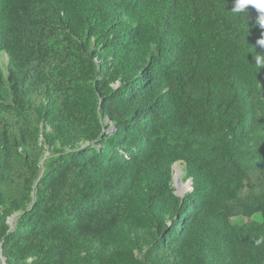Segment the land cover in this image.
<instances>
[{
    "label": "trees",
    "instance_id": "trees-1",
    "mask_svg": "<svg viewBox=\"0 0 264 264\" xmlns=\"http://www.w3.org/2000/svg\"><path fill=\"white\" fill-rule=\"evenodd\" d=\"M234 5L0 0V264H264V28Z\"/></svg>",
    "mask_w": 264,
    "mask_h": 264
},
{
    "label": "clouds",
    "instance_id": "clouds-1",
    "mask_svg": "<svg viewBox=\"0 0 264 264\" xmlns=\"http://www.w3.org/2000/svg\"><path fill=\"white\" fill-rule=\"evenodd\" d=\"M249 5L254 6L255 9L259 11L260 15L256 23L261 28H264V0H235V5L231 9V11L234 14L242 13L248 10ZM256 43L262 49H264V36L258 39ZM253 58L254 63L252 64L254 65L255 69L259 72L262 68H264V52H255ZM255 245L257 247L264 245V235H261L258 239L255 240Z\"/></svg>",
    "mask_w": 264,
    "mask_h": 264
},
{
    "label": "rangeland",
    "instance_id": "rangeland-1",
    "mask_svg": "<svg viewBox=\"0 0 264 264\" xmlns=\"http://www.w3.org/2000/svg\"><path fill=\"white\" fill-rule=\"evenodd\" d=\"M2 55H0V59ZM3 60H6V56H3ZM184 176V163L182 161L177 162L174 165V186L176 188V192L179 195H184L187 191L191 190L190 179L188 181H183ZM188 185V186H187ZM235 220L240 222H245L247 219L245 217H235ZM1 263V262H0Z\"/></svg>",
    "mask_w": 264,
    "mask_h": 264
},
{
    "label": "water",
    "instance_id": "water-1",
    "mask_svg": "<svg viewBox=\"0 0 264 264\" xmlns=\"http://www.w3.org/2000/svg\"><path fill=\"white\" fill-rule=\"evenodd\" d=\"M174 180H175V178H174ZM192 183H193V182H192V181H190L191 190H192V188H193V187H192ZM181 195H182V194H181ZM2 264H7V263L4 261Z\"/></svg>",
    "mask_w": 264,
    "mask_h": 264
},
{
    "label": "bare ground",
    "instance_id": "bare-ground-1",
    "mask_svg": "<svg viewBox=\"0 0 264 264\" xmlns=\"http://www.w3.org/2000/svg\"><path fill=\"white\" fill-rule=\"evenodd\" d=\"M188 186V185H187Z\"/></svg>",
    "mask_w": 264,
    "mask_h": 264
}]
</instances>
